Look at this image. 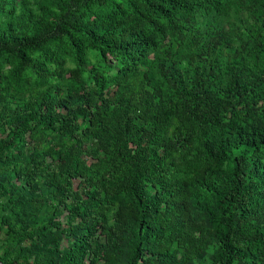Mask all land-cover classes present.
Masks as SVG:
<instances>
[{
	"label": "trees",
	"instance_id": "trees-1",
	"mask_svg": "<svg viewBox=\"0 0 264 264\" xmlns=\"http://www.w3.org/2000/svg\"><path fill=\"white\" fill-rule=\"evenodd\" d=\"M1 264H264V0H0Z\"/></svg>",
	"mask_w": 264,
	"mask_h": 264
},
{
	"label": "built area",
	"instance_id": "built-area-1",
	"mask_svg": "<svg viewBox=\"0 0 264 264\" xmlns=\"http://www.w3.org/2000/svg\"><path fill=\"white\" fill-rule=\"evenodd\" d=\"M1 264V263H0Z\"/></svg>",
	"mask_w": 264,
	"mask_h": 264
}]
</instances>
